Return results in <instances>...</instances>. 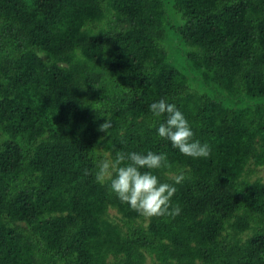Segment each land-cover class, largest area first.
Returning a JSON list of instances; mask_svg holds the SVG:
<instances>
[{
  "label": "trees",
  "instance_id": "16d2710c",
  "mask_svg": "<svg viewBox=\"0 0 264 264\" xmlns=\"http://www.w3.org/2000/svg\"><path fill=\"white\" fill-rule=\"evenodd\" d=\"M160 99L209 157L158 136ZM148 151L174 218L85 175ZM261 166L264 0H0V264H264Z\"/></svg>",
  "mask_w": 264,
  "mask_h": 264
},
{
  "label": "clouds",
  "instance_id": "9594fccd",
  "mask_svg": "<svg viewBox=\"0 0 264 264\" xmlns=\"http://www.w3.org/2000/svg\"><path fill=\"white\" fill-rule=\"evenodd\" d=\"M150 110L155 118L166 115V120L159 123L158 127L155 121L150 126L157 128L158 136L170 141L180 153L192 158H207L211 155L210 145L195 139L192 126L174 103L160 99L150 105ZM111 128L112 121L107 119L98 130L109 134ZM162 167H171L167 153L120 152L114 160L105 158L96 162L95 169H85V175L94 173L100 184L110 182L111 191L119 200L144 217L174 218L181 212L179 205L173 206L171 202L177 188L173 184L161 182L154 174L153 170ZM185 178L181 173L175 178V183L179 184Z\"/></svg>",
  "mask_w": 264,
  "mask_h": 264
},
{
  "label": "rangeland",
  "instance_id": "374dc122",
  "mask_svg": "<svg viewBox=\"0 0 264 264\" xmlns=\"http://www.w3.org/2000/svg\"><path fill=\"white\" fill-rule=\"evenodd\" d=\"M263 175H264V166H261L258 168L257 173L253 175V178H256L258 176H263ZM149 261H150V259H149Z\"/></svg>",
  "mask_w": 264,
  "mask_h": 264
}]
</instances>
